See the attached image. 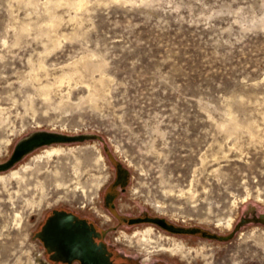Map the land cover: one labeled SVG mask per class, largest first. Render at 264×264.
I'll use <instances>...</instances> for the list:
<instances>
[{
	"label": "rangeland",
	"instance_id": "obj_1",
	"mask_svg": "<svg viewBox=\"0 0 264 264\" xmlns=\"http://www.w3.org/2000/svg\"><path fill=\"white\" fill-rule=\"evenodd\" d=\"M78 1L0 0V162L37 130L96 135L58 143L64 151L88 147L76 152L78 173L76 156L59 158L63 152L38 168L41 147L0 171L33 161L35 172L23 185L0 184V264L42 261L33 232L52 208L109 214L103 193L116 163L129 171L120 212L232 235L171 233L204 246L171 255L162 246L172 241L159 237L165 230L156 228L147 250L136 237L117 238L126 227L114 229V218L102 223L110 243L143 261L150 250L171 264H264V0H88L83 8ZM79 58L103 64L106 80L74 69ZM46 82L54 84L48 93Z\"/></svg>",
	"mask_w": 264,
	"mask_h": 264
},
{
	"label": "water",
	"instance_id": "obj_2",
	"mask_svg": "<svg viewBox=\"0 0 264 264\" xmlns=\"http://www.w3.org/2000/svg\"><path fill=\"white\" fill-rule=\"evenodd\" d=\"M95 136V134H67L52 130H37L16 143L10 157L0 162V171L10 169L39 147L56 142L84 141ZM150 219L177 233H201L203 236L220 240H227L232 235L209 232L201 227L178 226L161 217ZM44 229L59 239L62 252L67 254L69 259L78 258L82 264H118L110 259L107 244L103 241L98 243L95 240V236L100 234L95 226L86 219H80L73 212L55 209Z\"/></svg>",
	"mask_w": 264,
	"mask_h": 264
},
{
	"label": "flooded vegetation",
	"instance_id": "obj_3",
	"mask_svg": "<svg viewBox=\"0 0 264 264\" xmlns=\"http://www.w3.org/2000/svg\"><path fill=\"white\" fill-rule=\"evenodd\" d=\"M62 144H68L72 142H56ZM47 146V145H45ZM129 182V171L125 168L121 163H116V176L114 180L107 186L104 190V204L105 207L109 210L110 220L116 219V223L112 225V227L118 230L121 226H125L126 228L131 226H140L143 224H153L156 228L165 230L167 233H177L173 232L165 227H163L158 222L151 220L153 217H161L164 216L152 214L149 211H142L138 214L135 213H122L118 207V199L120 190L125 191ZM55 209L58 210H66L69 212L75 213L80 219H86L89 223L93 224L100 234L95 236V240L100 242H105L107 244L108 254L110 259L118 264H171L166 261L162 257H149L148 261H143L141 258L136 257L131 252L124 250L112 243H110L106 239L107 227L102 224L101 218L98 219L96 217H92L90 215H84L80 212L73 211L69 208L58 207L52 208L49 212H47L39 221L35 231L33 232V237L36 242L39 243L40 248V257L42 261H39L41 264H82V261L78 258L69 259L70 257L62 252V247L59 239H57L52 233L47 232L44 227L47 224L49 218L53 216V211ZM167 220V218H165ZM115 221V220H114ZM170 222L169 220H167ZM110 223V222H109ZM111 224V223H110ZM125 228V229H126ZM129 230V229H126ZM177 234H198L201 233H177Z\"/></svg>",
	"mask_w": 264,
	"mask_h": 264
},
{
	"label": "bare ground",
	"instance_id": "obj_4",
	"mask_svg": "<svg viewBox=\"0 0 264 264\" xmlns=\"http://www.w3.org/2000/svg\"><path fill=\"white\" fill-rule=\"evenodd\" d=\"M59 1V0H58ZM88 0H79L78 2H76V3H78V5H79V7H84L88 2H87ZM57 2V1H56ZM75 2V1H74ZM91 2V1H90ZM31 3H32V1H31ZM73 3V2H72ZM71 3V4H72ZM47 6V5H46ZM78 7V8H79ZM77 7H75V9H76ZM56 12V11H55ZM58 15H60V14H58ZM55 16V15H54ZM78 16V15H77ZM76 16V17H77ZM55 17H57V16H55ZM54 17V18H55ZM58 18V17H57ZM78 18V17H77ZM56 19V18H55ZM64 19V18H63ZM73 19V18H72ZM48 21V20H47ZM46 21V22H47ZM58 21H59V19H58ZM56 23H58L57 21H55ZM54 23V22H53ZM52 23V24H53ZM55 23V24H56ZM52 24L50 23L49 25L52 27ZM62 24V23H61ZM21 28V27H20ZM25 28V27H24ZM37 28V27H36ZM28 29V28H27ZM28 31H29V29H28ZM45 31V30H44ZM77 31V30H76ZM47 32V31H46ZM40 34V33H39ZM45 35V34H44ZM60 35V34H59ZM51 36V35H50ZM55 36V35H54ZM88 54H90V53H88ZM80 59V58H79ZM77 61H79V60H77ZM43 62V61H42ZM41 62V63H42ZM73 64H74V62H72ZM92 63H93V61H92ZM100 63V62H99ZM44 64H45V62H44ZM68 64V63H67ZM91 64V61L88 59V58H82V59H80V61L78 62V64H76L74 67V69H77V71H79L80 69H82L83 67L84 68H86V69H89V68H92V72H91V75H92V78H93V81H105L106 80V74H103V64H95V65H93V66H91L90 65ZM94 64V63H93ZM38 65V64H37ZM36 65V66H37ZM42 65V64H41ZM46 65V64H45ZM44 67V66H43ZM35 68V67H34ZM40 68V67H39ZM45 68V67H44ZM43 68V69H44ZM71 68V67H70ZM46 69V68H45ZM38 70V69H37ZM73 70V69H72ZM67 71V70H66ZM69 71V70H68ZM67 71V72H68ZM74 71V70H73ZM77 71H75V72H77ZM81 71V70H80ZM96 71H100L101 72V74H100V76L99 77H96V75H95V72ZM74 72V73H75ZM106 72V71H105ZM104 72V73H105ZM40 73V72H39ZM73 73V74H74ZM78 73V72H77ZM42 75V74H41ZM30 76V75H29ZM36 76V75H35ZM38 76V75H37ZM43 76V75H42ZM64 76V75H63ZM62 76V77H63ZM61 77V76H60ZM69 77V76H68ZM73 77V76H72ZM71 77V78H72ZM75 77V76H74ZM28 78V77H27ZM33 78V77H32ZM32 78H30V79H32ZM58 78V77H57ZM65 78V77H64ZM63 78V80L65 81V79ZM29 79V80H30ZM60 80H62L61 78H59ZM67 79V78H66ZM68 79H70V78H68ZM67 79V80H68ZM88 79V78H87ZM39 81V80H38ZM47 81V80H46ZM57 83H59V80H55ZM69 81V80H68ZM49 82V81H48ZM51 82V81H50ZM54 82V81H53ZM61 82V81H60ZM88 82V81H87ZM40 83V82H39ZM51 84L52 83H47L46 82V84L45 85H42L41 86V89L42 90H44V91H46L45 89H48L49 88V90L52 88H50V86H51ZM56 84V83H55ZM103 84V83H102ZM101 84V85H102ZM52 85H54V84H52ZM61 85V84H60ZM91 85V83H89V86ZM97 85V84H96ZM99 85V84H98ZM38 86H40V85H38ZM104 86V85H103ZM100 87V86H99ZM59 88V87H58ZM94 88H96V87H94ZM102 88V87H101ZM104 88V87H103ZM40 89V88H39ZM90 89V88H89ZM52 90V89H51ZM90 91H92L91 89H90ZM89 91V92H90ZM99 91V90H98ZM101 91V90H100ZM99 91V92H100ZM103 91V90H102ZM101 91V92H102ZM47 92V91H46ZM51 92V91H50ZM96 92V91H95ZM43 93V92H42ZM45 93V92H44ZM44 93H43V95H44ZM48 93V92H47ZM92 93V92H91ZM95 93H92L91 95L93 96ZM100 94V93H99ZM58 95V94H57ZM91 95H89L90 97H91ZM49 96H50V93H49ZM67 96V95H66ZM94 96H96V95H94ZM60 97V96H59ZM98 98H99V96H98ZM58 104H60V103H58ZM231 121H235L236 119H235V117L234 116H231ZM239 121V120H238ZM238 121H237V123H238ZM229 124H231L230 122H229ZM228 124V125H229ZM240 124V123H239ZM238 124V125H239ZM235 125V127L236 128H238L237 127V125H236V123L234 124ZM259 125V124H258ZM241 127H243V126H241ZM227 128H228V126H227ZM230 128V127H229ZM246 128H249L250 130H251V132H252V134L253 135H255V131L253 130V128L252 127H246ZM240 129V128H239ZM248 129V130H249ZM236 130V129H235ZM238 130V129H237ZM250 132V133H251ZM260 138V137H259ZM252 139V138H251ZM96 142H98L97 140H94V146L98 149V154H97V157H96V160L97 161H100V160H102L103 158H104V156H105V154H104V152L101 150V148L97 145V143ZM76 146V145H75ZM41 152L40 153H37L36 155H34V157H33V161H34V163L37 165V167L38 168H40L41 167V165L43 164V161H47V162H49V160H51V158H52V156H53V154L54 153H60V152H63V155H59L58 157L59 158H63V157H69V156H71V155H75L76 156V163H75V165H74V167H75V171H76V173H78L79 171H80V169H82L81 167H80V163L83 161V159H82V157L81 156H83V155H81V156H79V154H76V152H78L77 150H79L80 152L81 151H84V152H88L89 150H88V147H85V148H83V147H74L73 145L72 146H70L67 150H65L64 151V147L61 145V144H58V143H54V144H52V145H50V146H42L41 147ZM88 154V153H87ZM33 161L31 162V163H27V164H25V163H23L21 166H17V167H15V168H12L11 170H10V174H8V173H5V172H0V184L1 183H3L5 186H7L8 185V183H9V181L8 180H10V178H15L20 184H22L23 185V183L24 182H26L27 181V176H28V171L29 170H31L32 172L34 171V168L32 167V163H33ZM204 162V161H203ZM208 163V162H207ZM47 165V164H46ZM23 167V170H21V168ZM59 167V166H58ZM54 168V167H53ZM55 169H56V167H55ZM218 169V168H217ZM54 170V169H53ZM50 172V171H49ZM54 173H55V176H56V180L59 182V184H66V180L62 177V176H65L64 175V173H63V175H62V173H61V170H60V168L59 169H56L55 171H53ZM53 172H52V174H53ZM65 172V171H64ZM33 173H35V172H33ZM48 174H50V173H48ZM51 174V175H52ZM8 175H10V177H8ZM50 175V176H51ZM54 175V174H53ZM79 174H77V176H78ZM46 176V175H45ZM37 177H39V176H37ZM43 178H44V176H43ZM46 178H47V176H46ZM53 179H54V177H53ZM39 182H40V180H38ZM37 184V183H36ZM26 185V184H25ZM42 185V184H41ZM43 186H44V184H43ZM22 187V186H21ZM27 188V187H26ZM41 188V187H40ZM98 212H99V214H100V216H101V220H102V223H104V224H107V223H109V221H110V215L106 212V211H104L103 209L101 210V209H98ZM226 225H227V227L228 228H231L232 226H233V219H232V217H229V219L226 221ZM155 230H156V227L153 225V224H143V225H140V226H136L132 231H128V230H126V229H121V230H119L118 231V233H117V238H122V237H129V238H137V240L142 244V245H145L147 248V250L149 249V247H148V245L149 244H151L152 242H153V239H154V234H155ZM163 236H167L172 242H171V244L170 245H168V246H162V248L164 249H162L164 252H168V253H170L171 255H183L184 254V252H185V250H186V247H188L189 249H196V251L198 252V253H200V252H202V253H204V246H202V247H197V248H195V247H193V246H188V243L186 242V241H184V239H179V238H177L174 234H169V233H163V232H161L160 233V235H159V237L160 238H162ZM37 243V242H36ZM37 246L39 247V243H37ZM144 246V247H145ZM39 248H41V247H39ZM148 255H149V257L152 255L151 254V251L149 250L148 251ZM29 254V253H28ZM31 255V254H30ZM29 255V256H30ZM20 260V259H19ZM22 262V261H21ZM28 261H26V263H27ZM18 264V263H17ZM28 264H40V263H38V261L36 262V260L34 259V257H32V256H30V258H29V262H28Z\"/></svg>",
	"mask_w": 264,
	"mask_h": 264
}]
</instances>
